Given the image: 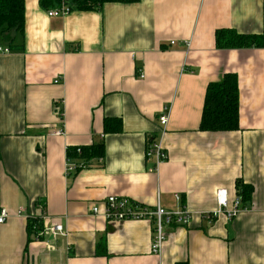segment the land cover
Returning a JSON list of instances; mask_svg holds the SVG:
<instances>
[{"label": "crops", "instance_id": "crops-1", "mask_svg": "<svg viewBox=\"0 0 264 264\" xmlns=\"http://www.w3.org/2000/svg\"><path fill=\"white\" fill-rule=\"evenodd\" d=\"M54 9L25 0L24 31L0 35L11 49L0 51V264H264V48L215 43L218 29L262 33L264 0L108 2L49 16ZM226 73L238 76L239 129L203 131L208 85ZM105 118L122 129L105 132ZM151 141L167 160L146 157ZM102 142V164L67 173V148ZM239 181L253 186L249 200ZM221 188L242 199L232 220L205 215ZM109 196L185 206L192 218L166 225L154 254L153 221L92 214ZM44 214L67 228L52 248L29 233V219Z\"/></svg>", "mask_w": 264, "mask_h": 264}, {"label": "trees", "instance_id": "trees-1", "mask_svg": "<svg viewBox=\"0 0 264 264\" xmlns=\"http://www.w3.org/2000/svg\"><path fill=\"white\" fill-rule=\"evenodd\" d=\"M132 1L138 0H40V5L46 9L61 8L66 5L72 12L74 10H98L108 2ZM24 25L25 0H0V35H6L13 29L23 32ZM215 43L218 49L225 50L264 48V31L260 34H245L233 28L218 29L215 33ZM104 129L107 133L120 131L122 129L121 120L105 118ZM200 129L211 132L239 129V81L237 74L226 73L221 80L208 85ZM104 156V142L67 148V159L80 165L79 170L90 167L94 159H104ZM237 186L242 199L249 200L253 186L241 181ZM36 222L37 218L29 219L30 234L35 233Z\"/></svg>", "mask_w": 264, "mask_h": 264}, {"label": "built area", "instance_id": "built-area-1", "mask_svg": "<svg viewBox=\"0 0 264 264\" xmlns=\"http://www.w3.org/2000/svg\"><path fill=\"white\" fill-rule=\"evenodd\" d=\"M70 12L66 5L61 8L54 9L48 12L49 16H57L60 14H68ZM174 43V42H172ZM0 51L9 53L10 48L0 47ZM144 77V76H142ZM168 107L160 116V122L162 125H166L168 122ZM57 134H63L62 131H58ZM80 152V148L78 149ZM147 158H155L156 164H159L168 159V153L163 148L161 143L151 141L146 150ZM103 162V158L100 159ZM80 169V165H76L70 159L67 163V173L77 172ZM177 200H180V195H176ZM217 209L213 212L205 214L207 218L213 220L219 216H225L227 220H232L238 216L242 210V199L237 197L236 200L231 202L228 197L227 189L221 188L216 193ZM22 211V210H21ZM91 212L93 215L104 216L108 220L122 221V220H140L146 219L154 222L155 234L152 242V252L159 254L162 250L163 244L166 241V233L164 227L170 226H187L190 224L192 213L184 206L177 210H166L160 205L155 208L145 206L134 202L126 197L109 196L101 203H95L92 206ZM8 217V212L2 209L0 212V223L5 222ZM46 222V223H45ZM37 230V231H35ZM34 238L37 240L49 239L51 248L54 246L57 238L67 235V228L58 220L49 217L44 214L34 227Z\"/></svg>", "mask_w": 264, "mask_h": 264}]
</instances>
